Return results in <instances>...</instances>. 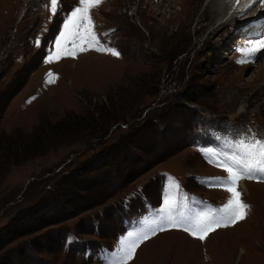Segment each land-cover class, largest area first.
Listing matches in <instances>:
<instances>
[{
  "label": "rangeland",
  "instance_id": "obj_1",
  "mask_svg": "<svg viewBox=\"0 0 264 264\" xmlns=\"http://www.w3.org/2000/svg\"><path fill=\"white\" fill-rule=\"evenodd\" d=\"M210 1L103 0L94 31L119 57L69 40L74 56L46 62L79 0L55 15L50 0H0V264H106L122 238L153 229L128 264H264V179L239 182L246 218L204 241L169 227L227 203L210 186L227 176L217 165L264 136V56L241 64L236 50L264 36V5L232 23L236 4L212 18ZM60 120L55 143L9 155Z\"/></svg>",
  "mask_w": 264,
  "mask_h": 264
},
{
  "label": "snow or ice",
  "instance_id": "obj_2",
  "mask_svg": "<svg viewBox=\"0 0 264 264\" xmlns=\"http://www.w3.org/2000/svg\"><path fill=\"white\" fill-rule=\"evenodd\" d=\"M103 0H79V7H76L68 14L64 20L62 30L55 41L56 51L50 53L46 62H52L54 58L59 59L62 54L75 55V47L67 49L65 45L71 40L76 45L77 40L80 42V50H86L83 45L95 47L97 51H107L113 56L119 57L120 53L114 48H107L100 45L97 35L94 31L95 22L93 21L90 11L100 6ZM257 2L264 5V0H235L236 6L243 14L245 10H250ZM59 0H50V12L55 15L58 12ZM242 54L244 59H240L237 63H255L258 56H264V36L259 38H248L245 46L236 49ZM49 75H52L49 73ZM239 149L242 151V159L233 162L220 163L217 166L222 167L227 173L225 178H212L210 186L220 187L230 193V198L219 209L211 210L207 215L199 217V219L190 225L185 226L175 221L169 222V227L179 228L193 238L204 241L211 232L221 227L235 225L238 221H242L247 216L249 205L241 199L242 193L238 190L239 182L244 179L257 180L264 179V139L252 137L251 142L241 140ZM175 187H179L178 184ZM167 203V201H166ZM159 231H164L161 226ZM157 229H153L151 233L136 234L129 233L128 237L122 238L120 248L117 253L111 254L106 264H128L133 259L136 248L141 243L149 239V235H156ZM135 237L134 239H129Z\"/></svg>",
  "mask_w": 264,
  "mask_h": 264
},
{
  "label": "trees",
  "instance_id": "obj_3",
  "mask_svg": "<svg viewBox=\"0 0 264 264\" xmlns=\"http://www.w3.org/2000/svg\"><path fill=\"white\" fill-rule=\"evenodd\" d=\"M183 100L186 103H191V104L195 103V100L189 96L183 97ZM62 123H63V120L58 121L57 124H53V125L50 124L51 125L50 128L47 131L42 132V135L44 134L43 137H40V136L36 137V132H37V130H36L37 127H36V129H34L32 131V133H30L29 135H26L25 137L23 136L24 137L23 139L20 137L21 141L18 144H20L21 142L23 144H20V145L17 144L18 146H13L12 148L10 147L8 149V151L10 152L9 155H11V154L14 155V159H16V161H18V162L21 160L29 159L33 154L36 153V152H31V155L28 154L30 152V150L32 149V147L36 146V143H39V145L41 143L44 146H47L50 144L49 142L55 143V141H56V140L54 141V139H56L57 137L52 138L51 136H53V135L55 136V134L58 132H61L62 134L66 133V132L62 131L61 127H57L58 124H62ZM64 129H66V126H64L63 130ZM205 133L208 134L209 132L206 130ZM6 153H7V151L1 149V141H0V156H1V154L6 155ZM42 153L43 152H41V154ZM5 161H6V159H5ZM104 163H106V161ZM15 165H18V164H15ZM104 165H106V164H104Z\"/></svg>",
  "mask_w": 264,
  "mask_h": 264
},
{
  "label": "bare ground",
  "instance_id": "obj_4",
  "mask_svg": "<svg viewBox=\"0 0 264 264\" xmlns=\"http://www.w3.org/2000/svg\"><path fill=\"white\" fill-rule=\"evenodd\" d=\"M217 0H211L210 1V3H209V5L207 6V8L209 9V10H211V15H213L212 16V18L213 17H218L221 13H222V10L224 9L223 7H224V5H229V3H231L230 4V7H229V9L227 10L228 12H230V10L232 9V7L236 4V3H234L235 2V0H218V2H216ZM234 3V4H233ZM256 5V4H255ZM254 5V6H255ZM252 8H253V6H252ZM250 10H251V8H250ZM250 10H245V13H241V11H239L238 10V8H237V6H236V11H235V13L233 14V16L231 17V19H230V22H232V23H235V21L236 20H239V18H241V17H243L248 11H250ZM234 12V11H233ZM228 15H229V13H228ZM226 16V15H225ZM247 18V17H246ZM243 19V18H242ZM221 20H223V18L222 19H220L219 20V26L218 27H222L225 23H221L220 21ZM224 21V20H223ZM240 22V21H239ZM238 22V23H239ZM218 23V22H217ZM245 25V24H244ZM217 27V28H218ZM240 186H241V191H243L244 193H249V191H248V186L246 187V185H245V183H240ZM240 189V188H239ZM180 238V237H179Z\"/></svg>",
  "mask_w": 264,
  "mask_h": 264
}]
</instances>
